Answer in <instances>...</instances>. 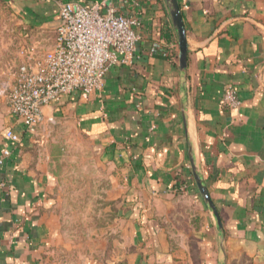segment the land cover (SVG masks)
I'll return each instance as SVG.
<instances>
[{"label":"crops","instance_id":"0c3cea01","mask_svg":"<svg viewBox=\"0 0 264 264\" xmlns=\"http://www.w3.org/2000/svg\"><path fill=\"white\" fill-rule=\"evenodd\" d=\"M133 1L134 62L30 132L7 93L22 48L53 45L58 5L0 0V264H264V0H178L185 70L168 0Z\"/></svg>","mask_w":264,"mask_h":264},{"label":"built area","instance_id":"2783aa9c","mask_svg":"<svg viewBox=\"0 0 264 264\" xmlns=\"http://www.w3.org/2000/svg\"><path fill=\"white\" fill-rule=\"evenodd\" d=\"M56 1L59 23L53 45L40 55L22 48L25 60L15 67V81L7 93L11 113L30 132L44 119L46 105L76 91L84 95L101 92L108 71L113 66L132 64L138 51L141 21L136 15L120 11L123 0H99L93 4ZM175 49L172 45L165 54ZM163 50L159 44L151 48L152 53ZM223 104L231 109L241 105L234 84L226 86ZM6 137L20 140L12 128ZM3 154L8 156L10 151L5 149Z\"/></svg>","mask_w":264,"mask_h":264},{"label":"water","instance_id":"95a60500","mask_svg":"<svg viewBox=\"0 0 264 264\" xmlns=\"http://www.w3.org/2000/svg\"><path fill=\"white\" fill-rule=\"evenodd\" d=\"M168 2H169L172 20H173L174 26L178 34V41H179V47H180V57H179L180 66L183 70H185L186 65H187L188 42H187V36H186V29H185L184 21H183V15H182V11H181L178 0H168ZM195 175H196L195 177H196L197 184L199 186V189L202 195L204 196L206 201H208V203L211 205V207L216 212V208L214 206V203L211 200V197H210V194L207 188L203 185V182L200 179V177L197 174Z\"/></svg>","mask_w":264,"mask_h":264},{"label":"trees","instance_id":"16d2710c","mask_svg":"<svg viewBox=\"0 0 264 264\" xmlns=\"http://www.w3.org/2000/svg\"><path fill=\"white\" fill-rule=\"evenodd\" d=\"M185 184H186V182H182L181 187H179V188H182V186H184Z\"/></svg>","mask_w":264,"mask_h":264}]
</instances>
